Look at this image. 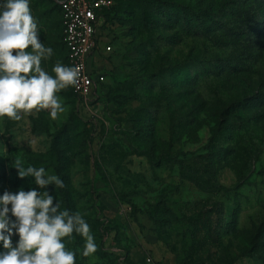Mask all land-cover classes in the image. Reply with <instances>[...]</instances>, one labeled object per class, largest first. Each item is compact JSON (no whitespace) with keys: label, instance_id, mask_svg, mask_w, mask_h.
<instances>
[{"label":"rangeland","instance_id":"rangeland-1","mask_svg":"<svg viewBox=\"0 0 264 264\" xmlns=\"http://www.w3.org/2000/svg\"><path fill=\"white\" fill-rule=\"evenodd\" d=\"M115 2L119 21L104 30L107 95L81 115L69 86L58 93L65 111L55 120L48 110L0 117V195L37 188L34 177L19 178L17 159L58 176L64 188L47 189L54 204L83 215L98 244L84 257V239L65 238L79 250L76 264H185L192 254L191 264H264V0ZM30 9L40 41L54 50L42 67L55 75L57 62L68 65L58 0H31ZM89 145L92 157L103 146L101 158L115 164L108 201L71 181ZM145 146L153 164L161 156L168 164L160 177L154 168L149 186L140 181L137 200L129 171L145 169L134 156ZM196 177L220 192L201 189ZM139 206L160 215L115 218Z\"/></svg>","mask_w":264,"mask_h":264},{"label":"clouds","instance_id":"clouds-1","mask_svg":"<svg viewBox=\"0 0 264 264\" xmlns=\"http://www.w3.org/2000/svg\"><path fill=\"white\" fill-rule=\"evenodd\" d=\"M31 0H0V117L21 120L33 110H48L51 119L65 111L58 95L79 82L77 66L57 62L51 75L42 67L54 50L39 39L38 21ZM19 178L34 177L37 188L0 195V264H76L79 250L66 247L73 234L84 239L82 255L98 251L91 227L83 215L61 211L60 202L47 191L49 185L64 188L44 167L14 166ZM18 240L13 244L12 237Z\"/></svg>","mask_w":264,"mask_h":264},{"label":"built area","instance_id":"built-area-1","mask_svg":"<svg viewBox=\"0 0 264 264\" xmlns=\"http://www.w3.org/2000/svg\"><path fill=\"white\" fill-rule=\"evenodd\" d=\"M115 5L114 0H61L63 35L69 66L80 69V78L73 86L81 107L90 112L106 95L107 76L94 60V56H107L112 47L105 45V13ZM96 115V114H95Z\"/></svg>","mask_w":264,"mask_h":264},{"label":"crops","instance_id":"crops-1","mask_svg":"<svg viewBox=\"0 0 264 264\" xmlns=\"http://www.w3.org/2000/svg\"><path fill=\"white\" fill-rule=\"evenodd\" d=\"M59 1H61V0H58V4H59ZM59 9H60V7H59ZM60 11H61V9H60ZM61 25L63 27L62 13H61ZM62 30H63V28H62ZM103 32H105V31H103ZM62 34H63V32H62ZM104 40H106V37L104 38ZM94 60L100 61L97 64V66H100V68L102 70H105V64L103 61V56H101V55L99 56V54L95 55ZM77 106L79 107V113L81 115H83L84 112H86V115H87V113L88 114H94V111L90 112L88 110L83 109L79 103V100H78ZM96 109L97 108L95 106L92 107V110H96ZM91 146H93V145L87 146V148L84 152V158L77 159L74 161L72 166H80V167H79V169H76L72 172L73 174H72L71 181L74 182V184H76V183L80 184L81 188L87 189L86 193L89 194V196H88L89 198L92 199V198L97 197L101 194L103 196L102 200L108 201V200H110V198L115 196V194L117 192V189L115 187V183L112 180V175L115 173L112 168H113V165L115 166V164H113V162L108 160V159L101 158V155L103 153V146H99V148H98V157H94V156L92 157V155H93L92 149L93 148ZM94 146H96V145H94ZM134 156H135V158L140 160V163L145 167V169L141 170V171L135 170V169L134 170L130 169V171H129V174L132 176V179L136 182V184H138V185L134 186V190L138 192L141 189L140 184H142V182L140 183V181H144L145 182L144 185L149 186L150 176H151V173L153 172L154 168L158 173V177H160L159 173L164 171L166 165L163 164V162H162L157 167H154L152 162H150L149 158L146 155H139L135 152ZM145 188L147 189V187H145ZM139 194L140 193L138 192V194L134 195V197H135L134 199L140 200V198L138 197ZM136 205H138V204H136ZM147 207L148 206H146V208L139 206L138 211H136V209L134 211L132 207H129L126 209H121L122 208L121 207L120 209H118V211L115 212L114 215H115V218L118 217L119 219L122 220L123 219L122 216H126V214H127V215H129L127 217V218H129V220H131L132 218L135 220L139 214L152 213L151 206L148 207L149 210H147ZM141 209H142V211H141ZM106 214L108 215L110 213H106ZM111 219H113V218H111ZM160 246H164V245L161 244ZM133 252H134V250L132 251V253L130 252L128 254L129 258H131V260H133V261H139L135 257ZM158 264H169V262L160 260L158 262Z\"/></svg>","mask_w":264,"mask_h":264},{"label":"trees","instance_id":"trees-1","mask_svg":"<svg viewBox=\"0 0 264 264\" xmlns=\"http://www.w3.org/2000/svg\"><path fill=\"white\" fill-rule=\"evenodd\" d=\"M114 2H115V0H114ZM156 3H158L157 1H155ZM203 13H205L204 11H202L200 14H199V17L197 18V24H198V27L201 29V31L202 32H204V31H206V28H205V19L203 18ZM148 11L147 12H145V16H148ZM105 20H106V24L107 25H110L112 22H114L115 21V23H116V21L118 20V18H119V12H118V10H117V4H116V2H115V5L109 10V11H107L105 14ZM147 18L148 17H146V20H147ZM177 18H178V15H177ZM119 21V20H118ZM103 30H107L108 31V29L107 28H103ZM67 51V50H66ZM74 91V90H73ZM107 95V94H106ZM105 95V96H106ZM150 111H146L145 110V116H147V115H150ZM150 122H151V127H152V124H153V122H152V120H150ZM147 127H148V125H147V119L145 118V121H144V130L146 131L147 130ZM153 127H154V124H153ZM138 133H140V132H138ZM149 136H151L150 138H155V133H154V131L152 130V129H150V131H149ZM136 136H138V135H136ZM153 148H152V146H145V148H144V150H143V152H139V155H146L148 158H149V160H150V162H152V164H153V161L151 160V156L150 155H148V150L150 151V150H152ZM138 154V153H137ZM172 160V159H171ZM163 162V164H165V165H167L168 164V162L165 160V159H163V156H161V158L157 161V163H154L153 165H154V167H157L160 163H162ZM177 162H178V164H179V162H180V160H178L177 159V161H175L174 163L175 164H177ZM180 165V164H179ZM193 167V165H189V166H187V168H189V169H191ZM197 179H195L196 180V184L201 188V189H203V188H205V189H207L206 191H208V192H210L211 193V190L212 191H214V190H216L213 194H217V193H219L220 192V188L218 189L216 186H209V187H205V183L204 182H202V180L200 179V178H198V177H196ZM208 185V184H207ZM217 189H218V191H217ZM217 205L218 204H214V207H217ZM136 209V208H135ZM133 210H134V208H133ZM150 215H155V216H159L160 215V212H159V210L156 208V210H155V212H153V210H152V213H149ZM193 259H195L194 257H193V254L192 255H190V261H188L187 263H185V264H191L192 263V260ZM194 264H204V263H200V262H194Z\"/></svg>","mask_w":264,"mask_h":264}]
</instances>
